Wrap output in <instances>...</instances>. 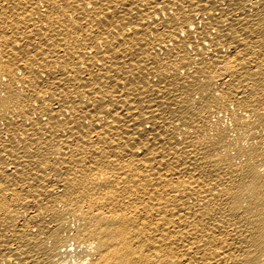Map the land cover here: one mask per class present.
Listing matches in <instances>:
<instances>
[{
	"label": "bare ground",
	"instance_id": "bare-ground-1",
	"mask_svg": "<svg viewBox=\"0 0 264 264\" xmlns=\"http://www.w3.org/2000/svg\"><path fill=\"white\" fill-rule=\"evenodd\" d=\"M0 264H264V0H0Z\"/></svg>",
	"mask_w": 264,
	"mask_h": 264
}]
</instances>
